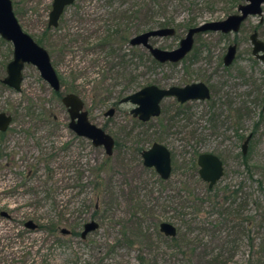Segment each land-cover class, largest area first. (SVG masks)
I'll list each match as a JSON object with an SVG mask.
<instances>
[{"label":"rangeland","instance_id":"obj_1","mask_svg":"<svg viewBox=\"0 0 264 264\" xmlns=\"http://www.w3.org/2000/svg\"><path fill=\"white\" fill-rule=\"evenodd\" d=\"M212 1L214 10L182 8L176 13V20L182 26L174 27L175 34L151 38L150 43L162 49H174L189 28L186 21L195 18L197 25L224 19L236 13L238 3L243 2ZM11 2L21 28L34 40L40 39L47 26L52 0ZM109 3V0H76L61 15L59 33L51 32L49 37L55 41L63 30L91 28ZM260 17H248L236 34L210 31L195 35L191 52L181 62L165 63L150 73V84L159 87L203 81L211 86L215 101L213 109L206 101L190 102V114L176 118L170 138L162 141L173 152V170L163 185L151 171L143 169L146 167L141 156L134 152L137 146L145 149L151 146V136L158 131L156 120L152 119L149 125L136 123L129 113L132 105L114 104L116 93L104 102L96 101L90 96L87 80L79 81L82 85L78 86L81 91L77 95L84 101L88 119L119 142L100 172L104 183L102 195L100 188L95 189L89 183L96 174L92 168L104 163L108 156L102 147H94L68 128L69 114L61 97L69 92L70 85H61L58 97L31 64L24 65L19 91L0 82V111L12 115L8 130L0 138V213H7V216L0 215V264H141L139 256L150 259L149 263L156 258L153 264H163L161 248L170 243L158 235V223H172L171 217L183 205L182 195L187 191L194 192L196 188L201 195L205 193L206 183L196 182L189 166L194 150L213 153L223 161L225 172L215 188L243 185L241 192L248 198L247 206L239 211L240 219L245 226L248 218H252L247 226L249 235L255 244L264 242V61L252 56L249 40L255 28L264 41V4ZM231 43H236L237 55L225 70L222 56ZM41 46L48 51L58 75L66 76L73 64L83 67L88 79L96 71L90 54L74 48L66 62L56 65L55 54L45 44ZM12 49L11 43L0 37V80L6 75ZM242 72L251 77L250 82H241L239 73ZM228 104H233V109L244 104L248 107L241 109V116L236 120L235 111ZM111 107L115 109L114 114L104 116ZM161 110L168 115L174 112L172 98L162 101ZM210 116H213L212 123L208 120ZM189 130L194 133L184 137ZM252 131L246 166L240 157L241 145ZM136 210L139 218H133ZM187 216L193 230L184 234L195 238L200 245H207L206 253L217 252L222 246L226 247L222 250L226 251L224 256L231 262L242 263L248 257L247 237L241 235L235 243L239 227L225 212L216 211L209 204L198 216ZM29 219L37 224L36 229L24 227ZM90 220L96 221L98 228L82 239L80 232ZM52 223L57 224L55 232L46 228ZM61 228L70 233L61 234ZM136 228L142 236L130 246L122 233ZM228 245H238V248L229 254ZM194 264L202 263L195 258Z\"/></svg>","mask_w":264,"mask_h":264},{"label":"trees","instance_id":"obj_2","mask_svg":"<svg viewBox=\"0 0 264 264\" xmlns=\"http://www.w3.org/2000/svg\"><path fill=\"white\" fill-rule=\"evenodd\" d=\"M110 3L103 13H99L95 19V23L89 29L83 30H63L57 39L52 40L51 32L59 33V23L55 28L46 26L44 35L38 40H35L39 45L45 44L49 51L55 54V64L64 63L67 60L68 53L70 50L76 48L85 54H90L92 65L96 67L91 77L88 76L83 67L78 65H71L68 69L66 76L58 75L60 79V85L68 83L70 85L69 92L79 93L78 86L82 85L79 81L82 78L87 80L90 84L91 98L96 101H106L114 93L117 94V100L114 104L119 103L120 99L129 93L136 91L137 89L148 85L152 81L151 74L154 70L164 64L155 61L148 51L141 46L129 45V39L141 32L162 27H177L182 26L176 20V13L182 8L187 9H203L214 10L215 6L212 0H206L199 3L196 0H109ZM236 1V0H232ZM79 10V8L77 9ZM77 12V11H76ZM77 14H82L80 11ZM84 14V13H83ZM87 15V14H84ZM195 18H191L186 21L185 25L191 27L195 25ZM68 62V61H67ZM246 77H244V80ZM53 94L60 96L59 92ZM212 99L207 100V105L210 108H214L215 101ZM174 112L168 115L165 111L154 118L157 122L158 131L151 136V141L162 143V141L170 138V130L175 128V120L180 116H187L190 111L188 103L180 104L176 101L173 102ZM248 107L244 104L238 108L236 120L240 118L241 109L245 110ZM210 112V111H208ZM262 112V111H261ZM215 116L214 114H212ZM213 116H210L209 123H212ZM216 117V116H215ZM133 120L140 125H149L152 119L147 122H141L137 119ZM258 126V123L255 125ZM190 130L184 134V137H190ZM253 135V131H252ZM0 138H3V134L0 133ZM119 142L115 141V147ZM163 144V143H162ZM165 145V144H164ZM142 146H137L134 152L137 156H140ZM200 154L198 150H194L191 154V159L188 161L190 168L194 172L195 181L202 182L199 177L196 176L198 173V167L196 164V158ZM173 158V152H171ZM175 155V154H174ZM241 161L246 164L247 153H241ZM109 157L104 160V163L96 165L92 168L96 174L91 184L95 189L100 188V194L103 195V181L101 180L100 172L103 170V165H106ZM146 171H151L156 176L157 182L164 184L167 180H162L155 173L152 168H143ZM173 170V169H172ZM51 172V170H50ZM249 176L252 174L247 171ZM198 175V174H197ZM199 176V175H198ZM81 187V185H80ZM258 187L261 188V184L258 182ZM102 188V189H101ZM243 185L233 186L232 188L224 186L222 188H215V185L209 189L207 184L205 185L204 195L197 192L196 188L194 192L187 191L182 195L183 205L179 207L176 215L171 217L176 224H172L176 227L177 232L174 237H166L170 245H165V248H161L160 261L163 264H194L195 258L201 261L202 264H264V242L256 243L254 238L249 235L247 226L251 224L252 218H248V221L243 225L242 219H240V210L246 207L247 195L241 191ZM102 190V191H101ZM185 192V191H184ZM99 195V194H98ZM213 208L216 211L225 212L228 216L237 222L239 230L237 233L238 237L235 243L241 239L242 236L247 238L248 257L242 262L229 261L225 255L226 247L223 249L222 246L216 252H207V245H200V242H196V239L192 236L185 235L186 231L193 230V224L189 220L187 221V215L196 214L203 209L204 206ZM243 208V209H244ZM190 211V213H188ZM137 210L133 213V218L136 217ZM240 219V220H239ZM255 220V219H254ZM171 221V220H170ZM161 222V221H160ZM159 222V223H160ZM168 222V221H167ZM174 222V223H175ZM262 222V221H261ZM158 223V230H159ZM171 223V222H170ZM41 226V225H40ZM50 232H55L57 228L56 223L50 224L46 227ZM139 228L129 232L122 233V238L128 245L136 243L137 239L142 236V233L138 231ZM189 231V232H190ZM160 232V231H159ZM161 233V232H160ZM158 233L159 236L165 238V236ZM185 233V234H184ZM238 245H228L227 252L230 254L231 251H235ZM141 264H153L157 261L156 258H152L153 262L149 263L147 257H138Z\"/></svg>","mask_w":264,"mask_h":264},{"label":"water","instance_id":"obj_3","mask_svg":"<svg viewBox=\"0 0 264 264\" xmlns=\"http://www.w3.org/2000/svg\"><path fill=\"white\" fill-rule=\"evenodd\" d=\"M76 0H52L51 10L48 14L47 26L55 28L65 8L72 5ZM243 4L238 5L237 13H233L220 20H210L187 29L184 37L179 40L178 46L167 50L154 46L150 43L151 38L167 37L175 34L174 27L154 28L132 36L129 45L141 46L145 48L150 56L159 63H177L181 61L192 49L194 36L206 32H219L223 34L237 33L241 24L249 16H261L264 0H242ZM262 18L260 17V21ZM0 37L12 45V58L6 64V75L1 79L4 85L15 91L20 90L22 82V70L25 64L36 67L40 77L51 87L54 92L61 89L60 79L52 66L48 51L39 45L20 26L14 11L11 0H0ZM252 44V54L264 61V41L258 37L257 32L249 35ZM236 44L229 45L223 58L224 65L232 63L236 56ZM168 97H175L180 103L189 100H206L210 98L208 87L203 82H194L184 87L170 86L161 88L155 84H149L129 93L120 99L119 103H129L132 105L130 114L139 121L147 122L151 118L158 117L161 112V101ZM61 103L66 107L69 114L68 128L78 137H83L91 142L94 147H102L106 156L113 154L115 140L101 127L93 124L88 119V112L84 109L83 99L72 92L62 95ZM264 110V103L262 105ZM114 108H109L104 116H112ZM11 115L0 112V131H5L11 123ZM248 135L242 144V154H246ZM142 164L146 168H152L162 180H167L172 172L171 153L167 146L159 142H153L150 147L142 150ZM198 175L200 179L211 189L224 175V165L222 160L215 154L202 152L196 158ZM0 215L7 216L1 212ZM24 227L29 230L37 228V224L32 220H27ZM98 228V223L90 220L84 223L80 237L84 239L86 235ZM159 231L165 237H174L176 227L167 221L159 223ZM61 234L67 235L70 231L66 228L60 229ZM91 264V263H85Z\"/></svg>","mask_w":264,"mask_h":264},{"label":"flooded vegetation","instance_id":"obj_4","mask_svg":"<svg viewBox=\"0 0 264 264\" xmlns=\"http://www.w3.org/2000/svg\"><path fill=\"white\" fill-rule=\"evenodd\" d=\"M242 1V0H241ZM244 3V1L242 2V3H238V5H240V4H243ZM74 4V3H73ZM72 4V5H73ZM238 5H237V7H238ZM71 6V5H70ZM69 7V6H68ZM66 9V8H65ZM205 9H207V8H205ZM237 10V9H236ZM65 11V10H64ZM64 13V12H63ZM236 13H237V11H236ZM250 17V16H249ZM248 18V17H247ZM246 18V19H247ZM218 20H220V19H218ZM210 21V20H209ZM246 21V20H245ZM262 22V20L260 21V19H259V23H261ZM202 23V22H201ZM244 23V22H243ZM242 23V24H243ZM200 24V23H199ZM242 24H241V27H242ZM196 25V24H195ZM194 25V26H195ZM198 25V24H197ZM241 27H240V29H241ZM240 31V30H239ZM238 31V32H239ZM237 32V33H238ZM253 32H257L256 30H255V28H254V31H252L251 33H253ZM207 33V32H206ZM219 33V32H218ZM250 33V34H251ZM222 35H226V34H223V33H221ZM227 34H236V33H227ZM249 34V35H250ZM258 34V33H257ZM198 35V34H197ZM259 37V36H258ZM260 38V37H259ZM261 39V38H260ZM262 40V39H261ZM232 44H236V43H231V44H228L227 45V48H228V46L229 45H232ZM237 46V45H236ZM193 48V47H192ZM227 48H226V51H225V53H224V55L222 56V65H223V68L225 69V70H227L231 65H232V63L234 62V60H235V58H236V56H235V58H234V60L232 61V63L230 64V65H228V66H226V65H224V63H223V58H224V56H225V54H226V52H227ZM192 50V49H191ZM191 52V51H190ZM189 52V53H190ZM188 53V54H189ZM187 54V55H188ZM251 54H252V49H251ZM186 55V56H187ZM236 55H237V52H236ZM185 56V57H186ZM252 56L254 57V58H256L253 54H252ZM184 57V58H185ZM183 58V59H184ZM182 59V60H183ZM257 60H259V61H261V62H263L262 60H260V59H258V58H256ZM181 60V61H182ZM181 61H179V62H181ZM179 62H177V63H179ZM165 64V63H164ZM167 64V63H166ZM169 64H176V63H169ZM5 69H6V67H5ZM239 77H240V80H241V82L242 83H248V82H250V80H251V77L250 76H247V74H245L244 72H242V73H239ZM244 77H246V79L244 80ZM0 82H1V80H0ZM194 82H203V81H192V82H186V83H184V84H180V85H171V86H179V87H184V86H186L187 84H191V83H194ZM2 83V82H1ZM207 87H208V89H209V93H210V98L209 99H211L212 98V88H211V86L210 85H208L207 83H205V82H203ZM3 84V83H2ZM149 85V84H148ZM168 87H170V86H168ZM161 88H167V87H161ZM140 89V88H139ZM138 90V89H137ZM168 98H172V100H173V102L174 101H176V102H178V103H180L179 101H177V99L175 98V97H168ZM215 98V97H214ZM166 99V98H165ZM209 99H206V100H189V101H186V102H183V103H180V104H184V103H190V102H194V101H206L207 102V100H209ZM164 100V99H163ZM162 100V101H163ZM162 101H161V103H162ZM263 103H264V99H263ZM263 103H262V105H263ZM161 105V104H160ZM229 105V107L231 108V109H233V107H232V105L233 104H228ZM132 108V107H131ZM130 108V109H131ZM115 110V109H114ZM235 112V116H237V113H238V111H239V109L236 107V108H234L233 109ZM263 110V109H262ZM162 111V110H161ZM0 112H4V111H0ZM115 112V111H114ZM237 112V113H236ZM5 113H7V112H5ZM129 113H130V110H129ZM7 114H9V113H7ZM160 114H161V112H160ZM9 115H11V114H9ZM132 116V115H131ZM111 117V116H110ZM11 118H12V115H11ZM132 118H134V117H132ZM156 118V117H155ZM134 119H137V118H134ZM151 119H154V118H151ZM150 119V120H151ZM138 120V119H137ZM11 122H12V119H11ZM142 122V121H141ZM11 124V123H10ZM10 126V125H9ZM9 126H8V128H9ZM8 128L5 130V131H0V133H2L3 134V136H4V134L6 133V131L8 130ZM250 135V138H251V136H252V134H249ZM112 136V135H111ZM113 137V136H112ZM114 138V137H113ZM3 139V138H2ZM115 140V139H114ZM250 140V139H249ZM116 141V140H115ZM244 142V141H243ZM248 143H249V141H248ZM243 144V143H242ZM248 147V146H247ZM114 148H115V146H114ZM241 148H242V145H241ZM147 149V148H146ZM170 153H171V151H170ZM210 153V152H209ZM241 153H242V151H241ZM2 156V153H0V157ZM219 157V156H218ZM171 160H172V155H171ZM223 162V161H222ZM223 165H224V163H223ZM224 170H225V167H224ZM157 174V173H156ZM161 179V178H160Z\"/></svg>","mask_w":264,"mask_h":264}]
</instances>
